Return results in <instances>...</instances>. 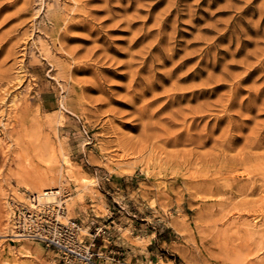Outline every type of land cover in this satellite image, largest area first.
<instances>
[{
    "label": "rangeland",
    "instance_id": "rangeland-1",
    "mask_svg": "<svg viewBox=\"0 0 264 264\" xmlns=\"http://www.w3.org/2000/svg\"><path fill=\"white\" fill-rule=\"evenodd\" d=\"M24 1L0 14V75L22 64L25 74L8 93L0 86L2 232L11 202L35 191L24 176L55 171V185L66 180L61 220L102 264H264V65L236 85L264 58V0ZM234 85L255 104L243 130H231ZM175 92L185 95L162 108ZM232 132L251 137V159ZM2 232L0 264H63Z\"/></svg>",
    "mask_w": 264,
    "mask_h": 264
},
{
    "label": "bare ground",
    "instance_id": "bare-ground-1",
    "mask_svg": "<svg viewBox=\"0 0 264 264\" xmlns=\"http://www.w3.org/2000/svg\"><path fill=\"white\" fill-rule=\"evenodd\" d=\"M16 1H18V0H11L9 3H8V1L7 2H5V0H1L0 1V14H1V12L2 11H4L5 9H7L8 7H10V6H12V5H15V3H16ZM30 4V0H25L24 1V7H23V9H21V10H27L28 9V6L27 5H29ZM19 10V9H18ZM17 10V12H19ZM4 13V12H3ZM2 13V14H3ZM23 19V18H22ZM21 20V19H20ZM2 22V21H1ZM5 22V21H4ZM25 22V20L23 19V21H21L20 23L21 24H23ZM68 24H69V22H67ZM18 25H19V23H17ZM64 25V24H63ZM70 25V24H69ZM69 25H67L68 27H69ZM66 27V26H65ZM66 29H69V28H66ZM12 36V35H11ZM10 36V37H11ZM67 37V36H66ZM62 39H63V37H61ZM61 41V40H60ZM63 41V40H62ZM3 45V44H2ZM14 49V48H13ZM75 51V50H74ZM16 53V52H15ZM12 55V54H11ZM132 55H134V54H132ZM74 56V55H73ZM162 56L163 57H166V56H168L167 54H165V53H163L162 52ZM144 60V59H143ZM142 60V61H143ZM258 60H260L259 61V64L258 65H254V64H250L249 65V68L247 69V75H245V76H241V77H239V79H238V81H236V85H240V84H242V82L243 81H245V80H247L248 78H249V76L255 71V70H257V69H259L260 68V66L261 65H264V58L263 59H258ZM131 61H132V59H131ZM18 62V61H17ZM129 63H130V61H129ZM132 63V62H131ZM145 63V62H144ZM16 64V63H15ZM127 64H128V62H127ZM131 65V64H130ZM129 66V65H128ZM23 68H24V65L22 64L21 66H20V70H19V73L18 74H16V76H12V74H10V73H1V75H0V86H2V85H5V86H2L3 87V91H5V92H10V90L11 89H13L16 85H20L22 82H23V80H24V75L25 74H23ZM138 68V67H137ZM198 69V68H197ZM141 70V68L138 70H136V71H133L134 73L132 74V77H133V79H135V80H138V77H139V74H138V72ZM22 73V74H21ZM134 80V81H135ZM131 85H132V82H131ZM236 85H234L233 87H235L233 90H232V92L230 93L231 94V97H230V105L229 106H234V105H239V109L238 110H236L234 113H231L230 114V118H231V130H235V129H239V130H243L244 128H245V125H246V120H248V114L246 113V112H250L252 109H253V107H254V102H251V101H248V103H245L246 102V99L245 98H240V96H239V91H240V87L239 86H236ZM147 85H145L144 86V88H143V90L141 91V93H135L134 94V97L136 98V97H141V96H143V95H146V93L148 92V87H146ZM152 88V87H151ZM130 89V88H129ZM0 91H1V89H0ZM205 90H202V89H195V90H193V91H191V94H192V96H193V98L194 97H196V98H198L199 97V95H202L203 94V92H204ZM1 95L0 96H2L3 97V95H2V93H0ZM185 95V93H177V92H175V93H172V94H170V98L164 103V105L162 106V108H165L167 105H169V104H172V103H175V102H177V98L178 97H180V96H184ZM253 94H250L249 96H248V98L250 97V99H251V96H252ZM261 95H262V91L260 90V87H257V89H255V99H258L259 97H261ZM2 99V98H1ZM262 105L264 106V101H263V103H262ZM17 108L18 109H21V106L19 107V105L17 106ZM228 108V106H226L225 108H224V111L226 112V109ZM148 108H147V105H142V108H141V111H140V116H143L144 114H147L148 112V110H147ZM175 112H173L172 114H174ZM227 113V112H226ZM201 115H199V113H198V110H196V111H194L193 112V115H192V117H191V122H190V124L189 125H187L186 127L188 128L190 125H197V121H198V118L200 117ZM233 116H237V117H239L240 119H241V122L240 123H237V122H234L233 121V119H232V117ZM246 117L245 119H243V118H241V117ZM174 117V116H173ZM172 117V118H173ZM234 118V117H233ZM61 120V119H60ZM62 121V120H61ZM186 121V117L185 118H183V123ZM258 130V132H261L260 131V129H257ZM180 134L181 133H175L174 135H173V137H172V140H176L177 139V137H179L180 136ZM188 135V137H190L191 138V135L190 134H187ZM242 134H237L236 132H232V139L234 140V139H240V138H243L245 141H246V144L245 145H243V148H242V150H243V152H245L246 154L244 155V156H242V159H243V161H245V160H248V159H251L252 158V151L250 150V151H246L245 149L247 148V146H250V147H254L253 146V143L251 142V137L249 136V135H244L243 137L241 136ZM193 136V135H192ZM164 140H166V141H168L169 140V138H168V136H165L164 138H163ZM233 140L231 141V142H233ZM202 142H204V141H202ZM255 157H259V156H255ZM63 158V161L65 162V163H67L68 164V166H67V173L71 176V177H74V178H77V177H75V173H74V169L72 168V161H71V159H70V157L68 156V155H66V154H64V157H62ZM29 162V161H28ZM33 163V162H32ZM61 163V162H60ZM27 165V164H26ZM29 165V167L31 166L30 164H28ZM22 166V165H21ZM33 167H34V165H33ZM32 168V167H31ZM31 168H30V170H31ZM35 168V167H34ZM60 169V166L58 167L57 165H56V169ZM33 169V168H32ZM36 169V168H35ZM55 169V170H56ZM26 171H29V170H26ZM25 171V172H26ZM41 171V170H40ZM40 171H31L30 173H28L27 175H25L24 176V178H23V184H24V187L25 188H27V189H30V188H34L35 189V191L33 192V193H35L36 194V198H37V200L39 201V203L40 204H44V203H53V202H57V203H60L59 201H60V197H61V195H63V190H64V184L63 183H65L64 181H66V180H62L61 181V184H60V186H57V185H55L57 182H55V181H57L56 180V176H55V171H45V172H40ZM77 172V171H76ZM57 173V172H56ZM243 174H247L248 172L246 171V169L242 172ZM21 174V173H20ZM19 174V175H20ZM25 174V173H24ZM78 174V173H77ZM68 175V176H69ZM59 176H61V175H59ZM22 176L20 175V178H21ZM59 179V178H58ZM72 179V178H71ZM20 180H22V179H20ZM59 182V181H58ZM82 182H84V183H86V185L85 186H89V183H90V180H89V178H87V177H82ZM68 186V185H67ZM63 200V199H62ZM62 200H61V202H62ZM15 202V201H14ZM65 214H66V211L64 212ZM62 217H63V215H62ZM64 217H67L66 215H64ZM2 215H0V232H2L4 229H2L3 228V221H2ZM87 230V229H86ZM13 229H9L8 231H4L5 233H3V235L4 236H9V237H11V239H18V238H16V236L18 235V234H14L13 233ZM22 249H23V247H22ZM27 252H28V250H27Z\"/></svg>",
    "mask_w": 264,
    "mask_h": 264
},
{
    "label": "built area",
    "instance_id": "built-area-1",
    "mask_svg": "<svg viewBox=\"0 0 264 264\" xmlns=\"http://www.w3.org/2000/svg\"><path fill=\"white\" fill-rule=\"evenodd\" d=\"M29 203L14 202L12 225L14 234L20 239H33L53 249L63 264H102L98 258L101 252L79 236L76 222L61 220L66 211L62 203L40 204L35 193L28 196Z\"/></svg>",
    "mask_w": 264,
    "mask_h": 264
}]
</instances>
